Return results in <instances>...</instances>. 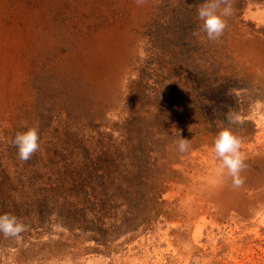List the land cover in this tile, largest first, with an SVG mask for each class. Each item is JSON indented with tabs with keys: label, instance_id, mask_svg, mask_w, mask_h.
Returning a JSON list of instances; mask_svg holds the SVG:
<instances>
[{
	"label": "rangeland",
	"instance_id": "374dc122",
	"mask_svg": "<svg viewBox=\"0 0 264 264\" xmlns=\"http://www.w3.org/2000/svg\"><path fill=\"white\" fill-rule=\"evenodd\" d=\"M203 2L0 0V214L26 225L0 264H264V0H232L218 41Z\"/></svg>",
	"mask_w": 264,
	"mask_h": 264
},
{
	"label": "clouds",
	"instance_id": "9594fccd",
	"mask_svg": "<svg viewBox=\"0 0 264 264\" xmlns=\"http://www.w3.org/2000/svg\"><path fill=\"white\" fill-rule=\"evenodd\" d=\"M143 2L144 0H137V3ZM232 13V0H204L197 8V15L202 21V26L200 32H195L194 35L199 36L202 32L207 40L218 41L223 36L228 26L227 18ZM225 120L228 124H233L240 122L241 118L238 114L229 111L225 115ZM12 144L17 148L18 159L22 162L29 161L40 148L39 125L36 124L27 127L26 131L17 132ZM241 145V138L228 126L221 127L213 141L212 150L219 160L218 173L231 177L236 185L243 183L240 174L246 167ZM189 146V140L180 136L177 150L184 153L188 151ZM25 230L26 225L16 215L0 214V234L4 237L14 238Z\"/></svg>",
	"mask_w": 264,
	"mask_h": 264
}]
</instances>
